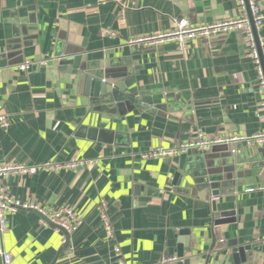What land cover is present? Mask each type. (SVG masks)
<instances>
[{"label": "crops", "instance_id": "obj_1", "mask_svg": "<svg viewBox=\"0 0 264 264\" xmlns=\"http://www.w3.org/2000/svg\"><path fill=\"white\" fill-rule=\"evenodd\" d=\"M255 1L264 15V0ZM119 3L0 0V115L8 120L0 128V165L86 162L4 181L13 200L70 208L82 224L66 238L35 211L6 213L0 250L10 264H161L166 257L177 258L172 264H262L264 147L142 157L198 133L252 137L264 130L262 94L243 33L194 40L185 53L173 43L147 49L126 44L169 31L176 19L195 25L240 18L236 0ZM257 35L264 56V24ZM75 56L81 70L97 73L112 91L85 94L79 76L59 66ZM26 62L30 68L20 71ZM205 171L231 175L215 183L219 194L211 197L232 222L216 226L207 190L183 184L186 174L206 179ZM102 202L109 233L99 215ZM249 244L262 251L244 262L234 257L236 247Z\"/></svg>", "mask_w": 264, "mask_h": 264}, {"label": "built area", "instance_id": "obj_2", "mask_svg": "<svg viewBox=\"0 0 264 264\" xmlns=\"http://www.w3.org/2000/svg\"><path fill=\"white\" fill-rule=\"evenodd\" d=\"M117 4L119 0H114ZM238 9L241 12V17L237 19L215 21L209 24H190L185 19H176L173 22V28L163 33H154L129 39L128 46H136L139 48L147 49L157 47L166 43H173L179 53H185L188 49V44L197 39H210L219 37L231 31H239L243 33L244 40L248 47V52L253 63V69L256 75V82L260 93L262 94V101L260 108L263 112L264 119V71L260 62L259 54L257 51V44L253 34V28L249 22L246 14V3L249 7V12L253 20V27L256 31L261 29L264 24V15L261 13L259 6L255 0H236ZM106 35L113 36L111 31H105ZM261 40L258 44L261 45ZM61 59V58H60ZM264 63V56H263ZM31 63L26 62L19 66L20 71H26L30 68ZM8 127V120L5 115H0V128L6 129ZM238 144H245L246 146L264 147V130L255 134L252 137L227 136V137H214L206 138L201 133H198L194 140L188 141L177 146L174 149L156 148L143 154L145 159L151 158H170L178 154L187 153L190 150L199 152H206L219 146H236ZM232 153L235 150L232 148ZM86 162L80 160H71L68 162H50L36 167L21 166V165H0V234L6 230L5 214L15 212L19 209L32 210L39 214L40 221L45 225L52 226L55 230L62 231L66 235L74 233L82 224L80 217L70 208H43L36 204H25L13 200L6 192V185L4 181L10 176L16 175H36L40 172H58L62 170H75L84 167ZM210 201H218L217 197H211ZM104 203L102 202L99 209L101 222L105 225V230L109 233V221L104 210ZM118 255V251H116ZM1 264H10V255L0 250ZM177 261L176 257H166L161 264H172ZM117 264H122L118 262ZM264 264V258L262 261Z\"/></svg>", "mask_w": 264, "mask_h": 264}, {"label": "water", "instance_id": "obj_3", "mask_svg": "<svg viewBox=\"0 0 264 264\" xmlns=\"http://www.w3.org/2000/svg\"><path fill=\"white\" fill-rule=\"evenodd\" d=\"M246 14H247L249 22L253 28V34L255 37L256 44H257V51H258L260 62H261V65H262V68L264 71L263 54L261 53L260 45L258 44L259 39H258L257 31L253 27V20H252L251 14L249 12V7H248L247 3H246ZM59 62L61 63L59 66H60V69L62 71H67V72H70V73H73V74H76L79 76V82L83 83L84 88H85V94H86V92L90 91L91 89L93 91V95L96 97L100 93L102 94L105 92L112 91V89L110 91L108 90V87H106V84L104 85L101 83V80L99 79V76L97 75V73L93 76V75H89V73H87V72L85 73V71L81 70V68H80V57L79 56L65 57V58L61 59ZM103 86H105L104 92H102ZM193 151H196V150H190V151H188V153L193 152ZM197 152H199V151H197ZM207 152L208 151L199 152V154L207 153ZM232 154H234V153H232ZM254 157H257V156L255 155ZM259 157L261 159V156H259ZM262 159L264 161V155L262 156ZM241 164H245V162H242ZM262 169H264V165L260 168L259 173H261ZM199 175L197 173L194 174L195 177L199 176ZM202 175H204V176L206 175L208 177H206V179H204L202 181H197L194 178H192V176L186 174V176L188 177V179L190 181L187 180L186 178H182V182L186 186L187 190H192L193 187L196 186V184H198L199 186L202 185V188H204L203 190H207L206 192L208 194L207 193L206 194L209 198L211 196H218V194H219L218 191L216 190L218 188L215 186V183L217 184V182L224 181L225 179L232 180L231 175H228L226 177H222V176H217V175H214L212 173H209L208 171L203 172ZM179 176H180V173H175L174 183L178 182V179L180 178ZM235 177H236V180H239V174L238 173H236ZM235 184H231V186L235 185ZM211 209H212V213H213V215H212L213 222L216 226H220V225H224V224H227L229 222H232V219H229L227 217V215H225V213L223 215V213L217 211L216 204L213 202H211ZM62 233H64V232L62 231ZM182 234H184V233H182ZM66 238H68V235H66ZM67 244H68V242L66 241L65 246H67ZM261 251H262V247L260 245L249 244V245H242V246L236 247L233 250V254H234L235 258H238L239 260L244 262L248 256H251L253 253H258ZM177 257L181 258V259L183 258V254L181 251H179ZM183 264H186V261H184Z\"/></svg>", "mask_w": 264, "mask_h": 264}, {"label": "bare ground", "instance_id": "obj_4", "mask_svg": "<svg viewBox=\"0 0 264 264\" xmlns=\"http://www.w3.org/2000/svg\"><path fill=\"white\" fill-rule=\"evenodd\" d=\"M210 201V200H209ZM212 201H210V203H211ZM213 203H215V202H213Z\"/></svg>", "mask_w": 264, "mask_h": 264}]
</instances>
